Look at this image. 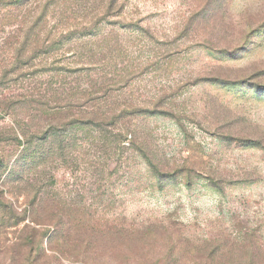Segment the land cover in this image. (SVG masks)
<instances>
[{
	"label": "rangeland",
	"instance_id": "obj_1",
	"mask_svg": "<svg viewBox=\"0 0 264 264\" xmlns=\"http://www.w3.org/2000/svg\"><path fill=\"white\" fill-rule=\"evenodd\" d=\"M14 1L0 115L55 68L128 110L44 146L39 207H0V264H264V0Z\"/></svg>",
	"mask_w": 264,
	"mask_h": 264
},
{
	"label": "trees",
	"instance_id": "obj_2",
	"mask_svg": "<svg viewBox=\"0 0 264 264\" xmlns=\"http://www.w3.org/2000/svg\"><path fill=\"white\" fill-rule=\"evenodd\" d=\"M17 5L15 0L9 6L17 9ZM46 51L43 52L48 54ZM40 52H33L31 61L40 56ZM52 52L54 51H50V54ZM27 63L23 65L34 68L29 67L30 64ZM51 70L55 73H51L53 75H50L46 85L45 81H40V84L37 82L31 94H22L14 102L7 100L2 107L4 115H0V120L9 116L15 121L10 129H0V149H3L0 154V178L8 176L6 171H9V161L13 158V164L17 165L13 174L5 177L0 184V207L8 211L6 216H9V210L15 207L13 202L9 201L11 194H23L29 207H39L43 199L42 187L33 186L28 175H32L31 172L39 161L43 163L50 156L51 151L45 150L44 146L50 143L49 148L56 144L60 148L64 147L69 137L77 135L85 128H114L128 110L122 109L118 113L116 110L102 111L100 104L108 102L109 86L99 87L96 83L73 86L66 78L68 70ZM36 73L43 72L34 71L30 77L35 79ZM35 160L39 163L31 165ZM24 165H27V168L20 173L18 168ZM30 193L32 195L29 197Z\"/></svg>",
	"mask_w": 264,
	"mask_h": 264
}]
</instances>
